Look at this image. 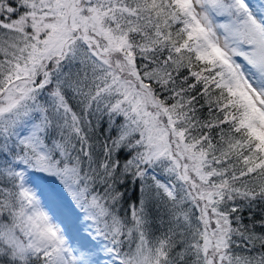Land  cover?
Listing matches in <instances>:
<instances>
[{
    "label": "snow or ice",
    "instance_id": "6c2138e0",
    "mask_svg": "<svg viewBox=\"0 0 264 264\" xmlns=\"http://www.w3.org/2000/svg\"><path fill=\"white\" fill-rule=\"evenodd\" d=\"M0 264H264V0H0Z\"/></svg>",
    "mask_w": 264,
    "mask_h": 264
}]
</instances>
